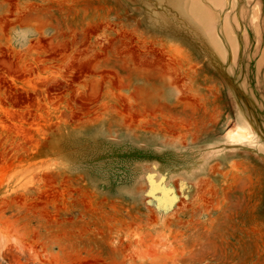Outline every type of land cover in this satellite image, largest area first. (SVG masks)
<instances>
[{
	"label": "rangeland",
	"instance_id": "374dc122",
	"mask_svg": "<svg viewBox=\"0 0 264 264\" xmlns=\"http://www.w3.org/2000/svg\"><path fill=\"white\" fill-rule=\"evenodd\" d=\"M0 264H264V0H0Z\"/></svg>",
	"mask_w": 264,
	"mask_h": 264
}]
</instances>
